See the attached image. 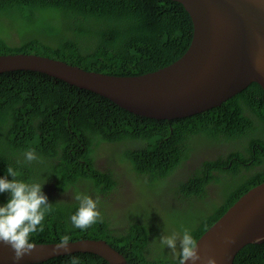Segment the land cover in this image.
Returning <instances> with one entry per match:
<instances>
[{"label":"trees","instance_id":"obj_1","mask_svg":"<svg viewBox=\"0 0 264 264\" xmlns=\"http://www.w3.org/2000/svg\"><path fill=\"white\" fill-rule=\"evenodd\" d=\"M193 32L190 14L175 0H0V54L35 53L106 74L141 75L165 67L187 51ZM207 147L210 153L204 154ZM28 150L37 160L25 162ZM109 152L114 162L98 167L97 155ZM117 160L129 162L148 187H164L173 178L169 194L175 199L163 212L154 204L137 217L117 218L100 195L123 184ZM8 166L24 182L46 181L43 191L54 210L45 217L44 231L32 235L34 243H58L62 235L71 241L104 239L130 264H178L161 247L162 235L187 229L197 241L264 181V89L253 82L221 105L167 119L136 114L39 71L1 72L0 178L12 179ZM181 169L188 172L181 175ZM79 184L93 199L99 196L102 220L87 230L72 227L79 202L63 194L70 187L81 191ZM213 194L215 200L208 199ZM9 199L0 193V206ZM73 257L80 264H110L92 252L35 264H71ZM233 264H264V241L245 245Z\"/></svg>","mask_w":264,"mask_h":264},{"label":"water","instance_id":"obj_2","mask_svg":"<svg viewBox=\"0 0 264 264\" xmlns=\"http://www.w3.org/2000/svg\"><path fill=\"white\" fill-rule=\"evenodd\" d=\"M190 14L194 32L187 51L173 63L141 75H113L86 70L35 53L0 54V73L32 70L101 94L147 117L173 119L196 114L257 82L264 89V0H175ZM227 238V239H226ZM264 241V181L249 189L198 239L202 257L233 264L247 244ZM35 243L18 264H35L75 252H92L110 264H130L104 239ZM0 244V264H17ZM190 264V262H189ZM197 264H206L205 261Z\"/></svg>","mask_w":264,"mask_h":264},{"label":"clouds","instance_id":"obj_3","mask_svg":"<svg viewBox=\"0 0 264 264\" xmlns=\"http://www.w3.org/2000/svg\"><path fill=\"white\" fill-rule=\"evenodd\" d=\"M25 162L37 160L34 150L24 153ZM7 176L0 178V193H9L10 199L0 206V244L8 246L13 253V260L21 261L26 255H31L36 245L32 235L44 231V220L53 209L47 195L43 191V184L38 182H24L17 179L18 172L8 166ZM79 202L77 211L71 215L70 222L73 228L87 230L93 224L102 220L98 209L99 196H92L75 192L74 197ZM227 239V238H226ZM71 237L62 235L55 245V250L68 251ZM161 247H168L171 253L178 257V264H197L205 261L206 264H218L214 256L202 257L198 243L187 229L182 233L173 232L159 238ZM71 264H80L79 259L73 257Z\"/></svg>","mask_w":264,"mask_h":264},{"label":"rangeland","instance_id":"obj_4","mask_svg":"<svg viewBox=\"0 0 264 264\" xmlns=\"http://www.w3.org/2000/svg\"><path fill=\"white\" fill-rule=\"evenodd\" d=\"M207 148H209V147H207ZM230 150H231L230 148H224L223 152L227 153ZM98 152H100V151H98ZM209 153H210V149H207L206 154H209ZM110 155L112 156L113 154H108V157L105 154H99L97 156H101L103 158V161H104L103 165H105V164L107 165V163L109 165V164L114 162V161L109 160ZM114 155L117 156V154H114ZM208 157L209 156L204 157V158H208ZM172 179L173 178L168 179V181L166 183H164L165 184L164 187H162V186H161L162 188L157 187L163 193L158 192L157 188L148 187L147 186L148 184H139L140 186H138L136 189H140V191L135 195V196H138L139 199L135 201V203H136L135 205H133L134 196H131V200L127 201L125 204H114L111 202L110 205L114 206V213L117 214V218H118V216H120V218H124L125 216H127L128 218L137 217L142 212H144L147 207L154 205V204H157V206H159L161 211L163 212V208H164V206H166L168 204V200L172 201L175 199V198H173V196H174L173 194H169ZM119 187H120L121 191H123L124 193H128L131 190V188L135 189V186H131L130 184L125 186L124 181H123L122 186H119ZM213 187H215V185H211V188H213ZM163 194H164V196H163ZM161 198H164L166 201H164L163 203H160L159 200ZM104 199L106 201L109 200L110 195L107 197H104ZM111 213H113L112 210H111ZM128 225L129 224L127 223V226H125L123 228H127Z\"/></svg>","mask_w":264,"mask_h":264},{"label":"flooded vegetation","instance_id":"obj_5","mask_svg":"<svg viewBox=\"0 0 264 264\" xmlns=\"http://www.w3.org/2000/svg\"><path fill=\"white\" fill-rule=\"evenodd\" d=\"M207 149H210V147L207 148ZM206 150L204 151V154H206ZM109 154H111V153L109 152ZM202 157H203V155H199L198 156V158H199L198 160H201ZM96 161H97L98 167L103 168L102 167V166H104L103 165L104 164L103 158L101 156H99ZM187 162L192 163L193 160L191 162V158H190V159L187 160ZM116 165H117L116 168H118V171H119V177L122 179V183L124 181L125 182V186H127L129 184L131 186H135V189L134 188H131V190L128 193H124L123 191H121L120 188L118 190L117 189H114L110 193V199L107 200V201L110 204H111V202L114 203V204H125L127 201H130L131 200V196H134V198H133V201H134L133 202V205H135L136 204L135 201L139 199V197L138 196H135V195L140 191V189H136V188L138 186H140L139 184L141 182H143V181H138L139 180V176H136L137 174L131 168L129 162H120V161L117 160ZM196 165H197V163L195 164V166ZM187 172H188V170L181 169L180 172H179V174L184 175ZM128 173L130 175H128ZM140 176H141V178H147V177H145V175H144V177L142 175H140ZM79 186L81 187V191H84V194H85V191H88V189L86 188V186L84 187V184L83 185H80L79 184ZM211 189H213V191H216L217 186H215V187H213ZM78 191L81 192L80 190H78ZM75 192H76V190L73 187H70L63 194L65 195L66 198L74 199L73 197H74ZM86 193H87V195L89 194V192H86ZM214 193H217V192H214ZM100 195L102 196V200H103L104 197H105V195L104 194H100ZM216 196L217 195L213 194V195H211V198H208V199L215 200ZM107 201H105V202H107ZM200 205L206 210V207L202 203H200ZM110 213H111V210H110Z\"/></svg>","mask_w":264,"mask_h":264}]
</instances>
